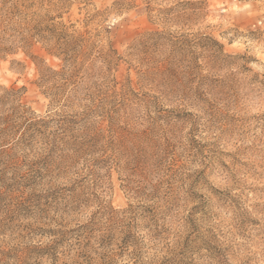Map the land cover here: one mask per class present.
I'll return each mask as SVG.
<instances>
[{
	"label": "trees",
	"instance_id": "trees-1",
	"mask_svg": "<svg viewBox=\"0 0 264 264\" xmlns=\"http://www.w3.org/2000/svg\"><path fill=\"white\" fill-rule=\"evenodd\" d=\"M89 1H6V17L10 20L19 17L29 26L32 23L36 32H29L30 37H37L49 53L64 61L61 70L43 67L44 61L37 63L39 79L36 83L45 87L44 93L53 103L64 101L63 105L80 107L82 111L39 116L23 102L25 86L2 88L0 164L12 169L13 176L7 177L6 170L0 171V207L5 212L0 216V264H118L123 257H128L134 264H145L137 238V221L147 222L146 227L155 240L165 241L168 230L167 214L160 205L164 199L160 195V186L148 180L152 166L161 165L170 146L169 139L166 141L156 134L154 125L161 120L166 124L174 120L198 124L202 118L218 122L227 119L237 103L233 78L217 76L230 57L224 45L212 36L176 35L168 30L145 31L128 52L140 63L141 85H153L160 96L147 93L139 96L130 87V81L117 91L118 83L111 79L119 60L117 52L111 47L98 49L88 32H70L65 24L53 22L74 4ZM123 1L116 0L113 6L123 8ZM201 4L203 1L182 0L174 6L159 9L155 16L166 24L190 25L206 15ZM165 100L177 103V107L164 108ZM140 110L155 113V117L149 115L152 120L149 131H144L154 152L139 146L144 139L141 135L135 136L136 132L118 136L126 129L120 123L128 126ZM105 119L109 121L108 136L100 127V122ZM38 140L42 146L39 151H34ZM108 151L111 154L105 157ZM115 156L125 160L124 167L134 166L130 175L141 170V174H136L141 178L129 183L137 181L146 185H131L128 190L133 197L151 201V204L130 205L120 211L100 203L87 223L69 227L64 216L50 214L49 195L42 192L46 191L44 188L24 199H20L22 195L16 196L22 192L24 181L32 182L30 175L20 173L23 167L32 172V168L40 164L38 177L43 182L52 178L55 171L56 177L66 173L78 176L79 169L75 172L72 169L80 164L90 175H98L96 169H110ZM154 156L158 158L151 163ZM96 180L101 181V176L98 175ZM90 183L87 177L73 181L68 190L76 205L70 210L76 211L82 203L88 204V194L95 196L94 192L88 191ZM35 185L45 187L44 182ZM82 197L85 202L81 201ZM5 198L10 201L4 203ZM35 199L37 204H33ZM121 234L124 237L119 240ZM115 245L118 250L111 248Z\"/></svg>",
	"mask_w": 264,
	"mask_h": 264
},
{
	"label": "rangeland",
	"instance_id": "rangeland-1",
	"mask_svg": "<svg viewBox=\"0 0 264 264\" xmlns=\"http://www.w3.org/2000/svg\"><path fill=\"white\" fill-rule=\"evenodd\" d=\"M6 1L0 0V94L4 87L25 86L23 102L36 115L81 112L82 108L68 107L63 105L64 101L53 103L44 93L45 87L36 83L39 79L37 63L44 61L43 67L61 70L64 61L49 53L37 37H30L36 32L32 23L29 26L19 17L12 20L6 17ZM114 1L76 3L53 22L65 24L70 32H88L98 49L111 47L117 52L118 64L111 75L118 83L117 91L130 81V87L139 96L143 93L160 96L153 85H141L140 63L128 52L145 31L168 30L176 35L212 36L222 43L230 57L217 76L230 75L238 93L237 103L225 120L214 122L202 118L198 124L176 120L166 124L161 120L154 125L156 134L166 141L169 139L170 145L165 160L160 166H152L148 178L153 185L160 186V195L164 198L160 205L167 214L168 230L165 241L155 240L146 227L147 222L137 221L142 259L145 264H264V0H190L203 1L200 6L206 14L190 25L166 24L155 16L159 9L182 0H124L123 8L113 6ZM150 9L153 10L150 12ZM164 102L168 110L177 107L175 102ZM149 115L155 117L153 111L140 110L128 126L121 122L126 129L118 136L136 132L135 136L141 135L144 139L139 146L154 152L148 134H144L152 125ZM108 125V119L100 122L107 136L110 135ZM41 146L38 140L33 150L39 151ZM110 154L108 151L105 157ZM157 158L152 157L150 162L154 163ZM124 161L115 156L110 169H96L101 181L96 180L98 175L81 169L82 164L72 169V172L79 169L78 176L66 173L56 177L55 171L52 178L43 180L45 187L35 185L43 183L38 177L40 164L35 165L32 172L23 167L20 173L30 175L33 183L24 181L22 192L16 196L22 195L20 199H24L44 188L46 191L42 192L49 195L50 214L64 216L69 227L87 223L100 203L120 211L130 205L151 204V201L133 197L128 190V186L146 183H129L141 178L136 175L141 174V170L130 175L134 166L126 168ZM1 170H6L7 177L13 176L12 169H6L3 163ZM82 177L91 181L88 191L95 196L88 194V204L82 203L72 211L76 204L68 189L75 179ZM9 201L5 198L3 202ZM33 204H37L36 199ZM3 210L0 207V216L5 214ZM123 237L121 234L119 240ZM111 248L118 250L116 245ZM118 264L134 262L123 257Z\"/></svg>",
	"mask_w": 264,
	"mask_h": 264
}]
</instances>
